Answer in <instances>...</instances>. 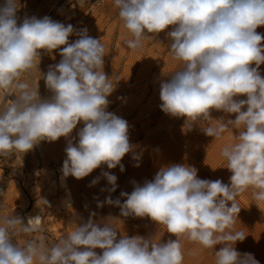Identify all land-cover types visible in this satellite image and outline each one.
I'll list each match as a JSON object with an SVG mask.
<instances>
[{
  "label": "clouds",
  "instance_id": "clouds-1",
  "mask_svg": "<svg viewBox=\"0 0 264 264\" xmlns=\"http://www.w3.org/2000/svg\"><path fill=\"white\" fill-rule=\"evenodd\" d=\"M113 2L126 30L123 43L132 51L171 26L168 48L179 67L161 82L160 108L184 118L186 131L199 126L215 140L236 130L233 142L220 149L232 173L230 184L200 179L194 166L172 164L142 186L133 182L130 194L120 193L123 203L111 197L103 202L119 207L122 217L149 218L159 231L175 237L166 242L158 238L159 231L148 237L118 236L114 221L119 219L109 216L97 222L95 213L86 221L71 220V231L49 242L41 234L43 208L50 207L46 199L38 198L41 214L27 217V222L4 212L0 204V264H184L185 242L211 250L214 264H259L252 254L236 250L246 236L235 224L239 194L250 191L258 207L264 204V76L259 71L264 34L256 31L264 26V0ZM19 8V0L0 5V159L63 137L65 180L83 179L104 165L123 172L121 161L129 153L139 167L141 154L130 143L128 122L107 110L118 80L104 72L105 45L86 28L77 32L47 16L20 22ZM74 34L79 38L69 43ZM54 50L61 59L42 74V52ZM37 69L47 97L29 80ZM212 111L235 114V119H214ZM78 124L82 127L73 135ZM101 175L111 185L108 191L115 192L117 177L107 171ZM98 182L99 177L89 186Z\"/></svg>",
  "mask_w": 264,
  "mask_h": 264
},
{
  "label": "rangeland",
  "instance_id": "rangeland-1",
  "mask_svg": "<svg viewBox=\"0 0 264 264\" xmlns=\"http://www.w3.org/2000/svg\"><path fill=\"white\" fill-rule=\"evenodd\" d=\"M3 3L4 0H0V5ZM19 3L17 16L20 22L25 17L42 19L47 16L65 26L73 25L77 32L86 28L89 36L105 45L104 72L113 81L118 80L115 90L108 97L110 103L107 110L128 122L130 143L141 154V159L140 166L135 167L136 161L129 153L121 161L125 169L123 172L119 166L108 169L104 165L80 180L69 176L65 180V192V188L56 182L62 174L67 141L61 137L55 142H41L24 155L14 154L7 160L0 159V204H3L4 212H13L27 222V217L41 214L36 206L38 198L46 199L50 207L43 208L41 227L44 231L41 234L49 242L71 231L68 225L71 220L82 218L86 221L92 213H95L93 219L97 222L109 216L119 219L114 221L120 230L118 236L148 237L159 231L155 223L149 218L120 216L119 207L103 203L106 198L120 199L123 203L125 198L120 196L121 192L130 194L135 184L142 186L145 181L152 180L162 166L172 164L194 166L198 170V178L230 184L232 173L226 168L220 149L224 144L233 142L231 138L236 130L225 132L221 140H215L205 135L199 126L186 131L184 118L171 117L160 108L161 82L169 80L170 73L179 67V62L172 59L168 48L166 31L171 30V26L156 38L145 41L140 50L132 51L123 43L126 30L113 0H19ZM256 31L264 34V26ZM78 38L75 34L71 35L69 43ZM60 59L59 50H54L52 54L42 52L41 73L46 74L49 66L59 63ZM40 71L35 70L29 80L33 86L38 85L41 97H47L50 93ZM259 71L264 76V64ZM7 99H14V96ZM211 115L214 119H235V114L218 111H212ZM79 127L82 124L73 130V135ZM103 171L117 177L115 192L108 191L111 185L101 175ZM97 177L99 182L90 187ZM98 203H103V206L98 207ZM236 203L240 211L235 228L242 231L246 238L238 241L235 248L241 254H252L259 264H264V204L259 208L250 191L239 194ZM157 236L165 242L175 239L163 228ZM220 247L217 245L215 250ZM96 251L99 253L101 250ZM184 253V264H214L213 252L203 250L199 245L185 242Z\"/></svg>",
  "mask_w": 264,
  "mask_h": 264
},
{
  "label": "bare ground",
  "instance_id": "bare-ground-1",
  "mask_svg": "<svg viewBox=\"0 0 264 264\" xmlns=\"http://www.w3.org/2000/svg\"><path fill=\"white\" fill-rule=\"evenodd\" d=\"M56 183H58L59 186H61V187H63V188L66 187V186H65V185H66V181H65V179H63L62 174H59ZM65 192H67V189H66V188H65ZM65 192H64V193H65ZM67 196H68V195H67ZM65 198H68V197H65ZM67 200H68V199H67Z\"/></svg>",
  "mask_w": 264,
  "mask_h": 264
}]
</instances>
